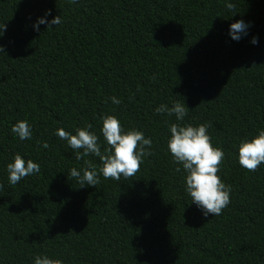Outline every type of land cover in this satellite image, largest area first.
<instances>
[{
    "label": "trees",
    "instance_id": "16d2710c",
    "mask_svg": "<svg viewBox=\"0 0 264 264\" xmlns=\"http://www.w3.org/2000/svg\"><path fill=\"white\" fill-rule=\"evenodd\" d=\"M225 2L0 0V264H33L36 255L64 264H264V164L238 163L239 143L264 129V0H231V11ZM48 11L63 22L35 31ZM241 19L251 27L233 41L229 25ZM174 101L189 109L180 123L210 124L224 152L217 175L231 192L219 216L191 204L168 152L177 121L155 109ZM107 115L153 141L131 178L105 179L98 157L77 160L55 135L89 123L103 152ZM19 120L31 124L30 140L11 132ZM16 154L40 172L11 185L5 169ZM85 160L96 187L69 174H82Z\"/></svg>",
    "mask_w": 264,
    "mask_h": 264
},
{
    "label": "clouds",
    "instance_id": "9594fccd",
    "mask_svg": "<svg viewBox=\"0 0 264 264\" xmlns=\"http://www.w3.org/2000/svg\"><path fill=\"white\" fill-rule=\"evenodd\" d=\"M70 3H77V0H70ZM225 7L231 11L235 5L231 0H226ZM51 15L48 11L44 16L38 17L33 23V29L39 31L40 25L47 28L60 25L63 21L60 15L47 19ZM251 23L244 20H236L229 25L228 35L233 41H239L248 34ZM6 25L0 24V37H3ZM250 43L256 45L258 38L253 36ZM0 53H4V47L0 45ZM113 104H120L121 101L113 96L110 98ZM188 107L185 103L174 101L168 105H160L155 109L156 114H167L175 116L176 123L169 126L170 136L167 141V149L172 156L173 163L177 164V172L184 173L185 191L191 198L202 217L207 218L210 214L219 216L223 209L230 203V186L222 182L219 172L221 161L224 159V152L219 147H214L208 135V123H201L196 126L181 124L187 115ZM100 135L103 137L105 147L101 151V143L97 133L92 130V125L86 123L82 128H77L75 134L58 128L55 135L66 141L67 146L76 153V159L93 155L98 157L102 163L99 174L105 179L120 180L121 176L131 178L139 171L144 158L152 155L153 141L145 137L139 130L125 132L119 119L113 115L101 117ZM11 132L23 141L32 138V126L27 120L17 121L11 128ZM43 148H48L45 142ZM82 150V151H81ZM238 163L249 171H255L261 164H264V129L250 139L242 140L238 145ZM88 165L81 171L73 168L70 175L76 178L81 187L95 186L99 183L96 168L87 160ZM182 166V168L180 167ZM7 181L11 185L19 183L26 176L39 174L40 165L31 159L25 160L20 154H16L12 162L6 165ZM2 187V185H0ZM33 264H64L60 259H51L47 255H36Z\"/></svg>",
    "mask_w": 264,
    "mask_h": 264
}]
</instances>
